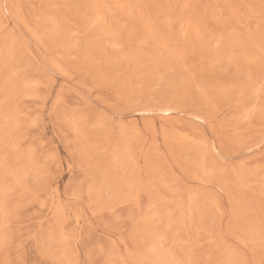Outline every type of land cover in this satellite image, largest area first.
Here are the masks:
<instances>
[{
	"label": "rangeland",
	"instance_id": "1",
	"mask_svg": "<svg viewBox=\"0 0 264 264\" xmlns=\"http://www.w3.org/2000/svg\"><path fill=\"white\" fill-rule=\"evenodd\" d=\"M0 264H264V0H0Z\"/></svg>",
	"mask_w": 264,
	"mask_h": 264
},
{
	"label": "bare ground",
	"instance_id": "2",
	"mask_svg": "<svg viewBox=\"0 0 264 264\" xmlns=\"http://www.w3.org/2000/svg\"><path fill=\"white\" fill-rule=\"evenodd\" d=\"M165 115V114H164Z\"/></svg>",
	"mask_w": 264,
	"mask_h": 264
}]
</instances>
